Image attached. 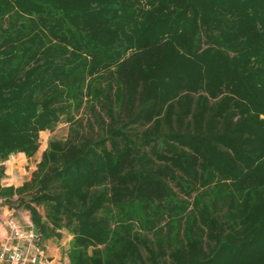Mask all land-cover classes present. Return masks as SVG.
Returning <instances> with one entry per match:
<instances>
[{
	"label": "trees",
	"instance_id": "1",
	"mask_svg": "<svg viewBox=\"0 0 264 264\" xmlns=\"http://www.w3.org/2000/svg\"><path fill=\"white\" fill-rule=\"evenodd\" d=\"M63 117L0 197L70 264H264V0H0V162Z\"/></svg>",
	"mask_w": 264,
	"mask_h": 264
},
{
	"label": "built area",
	"instance_id": "2",
	"mask_svg": "<svg viewBox=\"0 0 264 264\" xmlns=\"http://www.w3.org/2000/svg\"><path fill=\"white\" fill-rule=\"evenodd\" d=\"M0 197V264H52L42 234L30 215L16 217Z\"/></svg>",
	"mask_w": 264,
	"mask_h": 264
},
{
	"label": "rangeland",
	"instance_id": "3",
	"mask_svg": "<svg viewBox=\"0 0 264 264\" xmlns=\"http://www.w3.org/2000/svg\"><path fill=\"white\" fill-rule=\"evenodd\" d=\"M87 104H85V108H83V110L77 112H73V115L75 116V118L77 120H84V122L86 123L88 120L89 115L87 114V109L86 106ZM62 122L56 127V130L54 132H43L41 134V140H40V151L39 153L32 159H27L28 162H22V160H17L15 162V160L11 161L12 163L10 164V166L6 167L5 166V176L2 180V186L4 187H21L23 186L25 183H27L28 180H31L32 175L35 171H37L38 169V165L40 164V161L42 160V155L43 153L47 150V146L48 143L51 140H57V139H66L69 137V131H70V123L65 119V117L62 118ZM15 155V154H14ZM13 156V155H12ZM25 160V158H22ZM9 160V159H8ZM19 161V162H18ZM23 163V164H22ZM22 167V171L20 174V170L18 169V167ZM8 169V173L6 175V171ZM30 178V179H29ZM7 179L9 180V182L3 183V181ZM14 180V182L12 181ZM12 181V182H10ZM29 182V181H28ZM13 208L16 209V217L22 220V215H28L27 217H29V213L25 210V208L21 207L19 205L18 202H15V204L13 205ZM69 232L66 230H62L60 231V235L61 237L57 238V237H53L50 239H46L45 238V245L47 247V251H48V244L53 246V247H61V244L64 242H67L66 245L61 247V253H62V259H61V264H70V254L73 252L72 250V242H69L68 239L70 238L71 235L68 234ZM56 247V248H57ZM49 253V251H48ZM165 261H167L168 263H170V259L168 257L165 258Z\"/></svg>",
	"mask_w": 264,
	"mask_h": 264
},
{
	"label": "crops",
	"instance_id": "4",
	"mask_svg": "<svg viewBox=\"0 0 264 264\" xmlns=\"http://www.w3.org/2000/svg\"><path fill=\"white\" fill-rule=\"evenodd\" d=\"M46 132H47V131H46ZM42 133H43V132H42ZM42 133H41V134H42ZM39 151H40V150H39ZM38 153H39V152H38ZM38 153H37V154H38ZM37 154H36V155H37ZM36 155H35V156H36ZM35 156H34V157H35ZM34 157H32V158H34ZM32 158H29V159H32ZM13 160H15V162H16L17 160H20V161L22 160V162H25V163L28 162L27 159L24 160V159L19 158V157H17L16 155L13 154V156H10V157H9V160H7L6 162H4V163H1V162H0V165L3 164V165H5L6 167H7V166L9 167L10 164L12 163L11 161H13ZM18 162H19V161H18ZM40 162H41V161H40ZM22 164H23V163H22ZM18 169L20 170V171H19L20 174H22V173H21V171H22V167L19 166ZM7 174L9 175V173H8V169H7V171H6V175H7ZM29 179H30V178H29ZM12 181L14 182V180H12ZM12 181H10V182H12ZM28 181H29V180H28ZM28 181H27V182H28ZM6 182H9V180L5 179V180L3 181V183H6ZM68 234H69V233H68ZM69 235H71V234H69ZM73 239H74V236L71 235L70 238L68 239V241H69V242H72ZM66 243H67V242L62 243V244H61V247L64 246V245H66ZM47 244H48L47 246H48V251H49L50 258H51V260H52V264H61V259H62L61 247H60V246H58V247L56 246V247H57V248H56V247H53V246L49 245V243H47Z\"/></svg>",
	"mask_w": 264,
	"mask_h": 264
}]
</instances>
